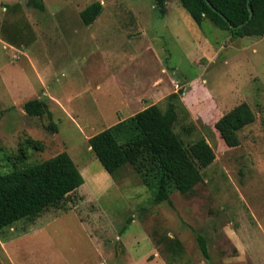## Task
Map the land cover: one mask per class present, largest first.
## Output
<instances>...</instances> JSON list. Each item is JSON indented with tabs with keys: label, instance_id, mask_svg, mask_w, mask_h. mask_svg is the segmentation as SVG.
<instances>
[{
	"label": "rangeland",
	"instance_id": "374dc122",
	"mask_svg": "<svg viewBox=\"0 0 264 264\" xmlns=\"http://www.w3.org/2000/svg\"><path fill=\"white\" fill-rule=\"evenodd\" d=\"M28 1L0 0V173L66 152L84 184L2 230L0 264H264V40L197 26L178 0L164 17L154 0ZM93 3L102 11L84 26ZM123 91L136 95L117 104ZM171 94L174 134L185 148L204 139L215 159L191 194L154 204L131 167L106 173L88 139L146 106L165 111ZM32 99L54 130L24 112ZM241 103L255 119L230 148L214 124ZM163 237L181 242L180 259Z\"/></svg>",
	"mask_w": 264,
	"mask_h": 264
},
{
	"label": "trees",
	"instance_id": "16d2710c",
	"mask_svg": "<svg viewBox=\"0 0 264 264\" xmlns=\"http://www.w3.org/2000/svg\"><path fill=\"white\" fill-rule=\"evenodd\" d=\"M154 1L160 17H164L168 12L169 0ZM178 1L197 26L208 20L219 30L229 32L232 37L253 36L264 40V0ZM28 5L40 12L45 11L42 0H29ZM101 11L99 3L86 7L80 12L83 25H91ZM177 98V94L168 97L165 111L156 104L151 105L88 139L90 150L106 173L114 179L119 170L131 167L152 191L154 204H170L172 192L191 194L202 181V170L215 159L212 148L204 139L185 148L174 134L177 115L173 101ZM23 110L28 116H46L50 120L47 128L55 129L45 102L29 100L23 104ZM254 119L251 108L241 103L224 113L215 122L214 129L227 147H237L240 143L238 132ZM36 147L39 149L41 145ZM83 184L80 171L66 152L0 173V232L21 220L33 221ZM196 239L202 256L208 259L205 238L198 235ZM156 243L164 245L171 262L180 259L184 251L177 239L163 237Z\"/></svg>",
	"mask_w": 264,
	"mask_h": 264
},
{
	"label": "crops",
	"instance_id": "0c3cea01",
	"mask_svg": "<svg viewBox=\"0 0 264 264\" xmlns=\"http://www.w3.org/2000/svg\"><path fill=\"white\" fill-rule=\"evenodd\" d=\"M138 94H139V93H138ZM135 95H136V92H134V94H133L131 97H134ZM127 97H128V96L126 95V93H125L124 91L121 92V93L118 92L117 95L115 96V98H117V99H116V103H117V104H118V103L121 104L120 102H122V101H121L122 99H123V102L125 103V100H127ZM131 97H130V98H131ZM130 98H128V100H127L128 102L131 100ZM117 101H118V102H117ZM127 101H126V102H127ZM152 105H154V104H152ZM149 106H151V105H149ZM149 106H146V107H149ZM146 107L142 108V110L145 109ZM142 110H141V111H142ZM139 112H140V111H139Z\"/></svg>",
	"mask_w": 264,
	"mask_h": 264
},
{
	"label": "water",
	"instance_id": "95a60500",
	"mask_svg": "<svg viewBox=\"0 0 264 264\" xmlns=\"http://www.w3.org/2000/svg\"><path fill=\"white\" fill-rule=\"evenodd\" d=\"M207 2V1H206ZM207 4L211 7V5L207 2ZM215 12H217L215 9H213ZM218 13V12H217ZM219 15H220V13H219ZM252 17V14H251V12H250V16H249V18H251ZM243 24H241V25H239L238 27H241ZM233 28V27H232Z\"/></svg>",
	"mask_w": 264,
	"mask_h": 264
}]
</instances>
